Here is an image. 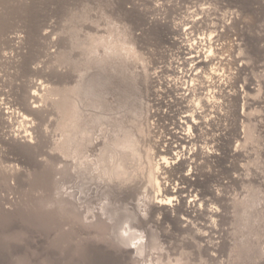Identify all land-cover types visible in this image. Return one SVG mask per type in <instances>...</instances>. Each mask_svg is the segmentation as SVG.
I'll list each match as a JSON object with an SVG mask.
<instances>
[{"label":"rangeland","instance_id":"obj_1","mask_svg":"<svg viewBox=\"0 0 264 264\" xmlns=\"http://www.w3.org/2000/svg\"><path fill=\"white\" fill-rule=\"evenodd\" d=\"M58 1L61 2L54 12H57L59 40L53 49L58 54L54 57L56 60L52 58L48 62L51 65L49 71L52 70L48 78L60 89L69 86L80 88L82 84L81 88L85 87L86 91L96 87L98 96L92 99L80 90L82 134L77 138L76 147L74 144L56 151L60 156L53 167L56 166L58 172L52 175L37 171L32 164L28 168L19 165L21 168L17 176L10 177L5 173L0 181V211L3 208H12V211L18 208L17 214L9 212L1 216L0 213V264H264V0ZM40 20L39 17L38 22ZM63 32L65 35L61 34ZM209 39H212L211 42ZM200 40H204L201 45ZM110 43L118 52L114 50L111 54L113 62L102 68L96 61L105 52L104 45ZM194 44H197L196 48H193ZM91 46L93 49L89 48ZM199 51L201 55L207 51L212 58L203 64L199 77L190 80L187 70L191 57L192 61L203 62ZM119 52L123 53V59ZM197 55L199 57L195 58ZM121 64H127L129 69L125 70ZM62 69L65 75L60 78L54 71ZM118 73L119 78L116 76ZM132 80L135 83H131ZM187 82L193 83L191 92H184ZM197 102L202 103V109L196 106ZM140 103L143 118L137 112ZM183 115H193L204 126L192 133V142L190 140L189 144L182 145L184 149L191 147L189 155L179 148L182 129L176 120ZM56 116H52L53 124L49 125L51 142L55 136V141H60L63 134L54 123ZM128 131H133V138L139 147V155L135 157L130 150L113 148L111 144L116 138L122 139ZM158 141L167 146L166 149ZM153 143L158 147L153 145V161L161 162L165 156L170 164L168 169H162L163 172L158 169L156 187L147 183L146 171L145 152ZM172 145H177V149H172ZM169 148L171 151L165 154ZM183 151L185 156H182ZM179 154L181 159L191 155L196 164L184 162L185 159L177 160L175 156ZM187 172L195 175L190 181L182 178V174ZM170 186L186 192L181 193L183 196L169 195ZM156 192L160 193V197ZM190 194L200 200L197 203H203L198 213L186 209L185 202L193 200L191 197L188 199ZM155 197L164 202L171 198L174 206L176 201H180L176 203L175 210L183 206L185 209L179 207L178 210L186 211L182 214L174 210L169 217H159V213L151 209ZM54 198L65 201L70 207L67 209L72 212L66 216L61 209L57 216L50 210H37ZM158 217L161 218L159 224H155ZM11 218L17 221L9 222ZM179 220L187 222L181 226L177 223ZM136 234L140 239L131 240ZM114 251L122 254L115 255Z\"/></svg>","mask_w":264,"mask_h":264},{"label":"bare ground","instance_id":"obj_2","mask_svg":"<svg viewBox=\"0 0 264 264\" xmlns=\"http://www.w3.org/2000/svg\"><path fill=\"white\" fill-rule=\"evenodd\" d=\"M68 1V0H67ZM227 1V0H226ZM61 2V1H60ZM58 0H0V181L2 180L3 176L6 174H9L10 177L15 176L18 172H20V168L19 165L22 166H30L31 164L34 166V168L38 169L37 171L39 172H44V173H51L52 175L56 172H58L57 167L55 166V168L53 167V164L59 160V156L57 154V150H61V148H67V147H72L78 142L77 138L80 134H82V118H81V113H80V103H79V93L80 90L82 91V93H85V95H89L92 99L96 98V96H98L96 94V87H94L93 89L91 88L90 90L86 91L84 88H81L82 86L79 88V86H75V87H71L70 88H63L60 89L57 85V87L55 86V82L52 83L51 80L48 78L50 76V66L48 65L50 63V60L54 57H57L56 54H58L56 52V50H53L57 44H58V22H57V15L54 12V10L56 11V6L58 3H60ZM74 2V1H72ZM94 2V1H93ZM98 2V1H97ZM177 2V1H176ZM205 2V1H204ZM84 3V2H83ZM87 3V2H86ZM107 3V2H106ZM62 4V3H61ZM66 4V3H64ZM222 4V3H221ZM67 5V4H66ZM72 4H70L71 6ZM226 5V4H225ZM60 6V4H59ZM64 5H62L63 7ZM68 6V7H70ZM78 6V5H76ZM81 6V5H80ZM83 6V5H82ZM97 6V5H96ZM61 7V6H60ZM59 7V9H60ZM66 7V6H64ZM74 7V6H73ZM72 7V8H73ZM78 8V7H77ZM58 9V10H59ZM66 9V8H65ZM79 9V8H78ZM106 9V8H105ZM201 9V8H200ZM206 9V8H205ZM208 9V8H207ZM57 10V11H58ZM80 10V9H79ZM60 11V10H59ZM67 11V10H66ZM71 11V9H70ZM77 11V10H76ZM75 11V12H76ZM202 11V9H201ZM205 12V11H204ZM203 12V13H204ZM73 13V12H72ZM88 13V12H87ZM94 13V11H93ZM66 14V13H65ZM71 14V13H70ZM86 14V13H85ZM205 14V13H204ZM63 15V14H62ZM112 15V14H111ZM210 15V14H209ZM73 16V15H72ZM80 16V15H79ZM77 15V17H79ZM41 18L40 22H38V18ZM62 17V16H61ZM65 17V16H64ZM63 17V18H64ZM91 17V16H90ZM93 17V16H92ZM59 19V18H58ZM86 19V18H85ZM61 20V19H60ZM71 20V19H70ZM75 20V19H74ZM105 20V19H104ZM62 21V20H61ZM64 21V20H63ZM68 22V20H66ZM90 21V20H89ZM228 21V20H227ZM71 22V21H70ZM82 22V21H81ZM84 22V21H83ZM111 22V21H110ZM195 22V21H194ZM60 23V22H59ZM92 23V22H91ZM199 23V22H198ZM196 23V24H198ZM66 24V23H65ZM72 23H69L68 25H70ZM78 24V23H77ZM90 24V23H89ZM113 24V23H112ZM60 25V24H59ZM79 25V24H78ZM100 25V24H99ZM127 25V24H126ZM130 25V24H129ZM65 26V25H64ZM199 27V26H198ZM241 27V26H240ZM88 29V28H87ZM190 30V29H189ZM261 30V29H260ZM69 31V30H68ZM77 31V30H76ZM89 32V31H88ZM69 33V32H67ZM72 33V32H70ZM61 34H64L61 33ZM103 34V33H102ZM65 35V34H64ZM76 35V34H75ZM71 36V35H70ZM74 36V35H73ZM81 36V35H80ZM104 36V35H102ZM92 37V36H91ZM91 37H89L88 34V38L91 39ZM62 38V37H60ZM64 38V37H63ZM68 38V37H67ZM71 38V37H70ZM79 38V37H78ZM94 38V37H93ZM100 38V37H99ZM98 39V38H97ZM101 39L103 40V38L101 37ZM100 39V40H101ZM75 40V39H74ZM89 40V39H88ZM105 40V39H104ZM212 39H209V41L211 42ZM73 41V40H72ZM79 41V39L77 40ZM204 40H200L199 45L203 44ZM65 42V41H64ZM81 42V41H79ZM78 42V43H79ZM97 42V41H96ZM103 42V41H102ZM101 42V43H102ZM197 42V44H198ZM239 42V41H238ZM76 43V42H75ZM87 43V42H86ZM85 43V45H86ZM107 43V42H105ZM109 43V42H108ZM124 43H129V42H124ZM243 43V42H242ZM88 44V43H87ZM99 44V43H97ZM196 44V45H197ZM211 44V43H209ZM75 45V44H74ZM81 45V43H80ZM91 45V44H88ZM101 45V44H100ZM124 45V44H123ZM127 45V44H125ZM195 45V44H194ZM195 45L196 48L197 46ZM205 45V44H204ZM203 45V46H204ZM105 46V52L103 53V55H101L102 57L100 58L99 55V59L96 62H99L102 65V68H104L103 66H106L107 64H111V62H113V58L111 56V54H113L115 48L114 46H112V43L110 44H106ZM189 46V45H188ZM192 46V44H191ZM209 46V45H208ZM80 47V46H79ZM88 47V46H87ZM122 47V45H121ZM202 47V46H201ZM205 47V46H204ZM211 47V46H210ZM91 49V47H89ZM102 48V47H101ZM123 48V47H122ZM125 48V47H124ZM200 48V47H199ZM69 49V48H68ZM67 49V50H68ZM104 49V48H103ZM102 49V50H103ZM121 49V48H120ZM127 49V48H125ZM64 50V49H63ZM66 50V51H67ZM82 50V49H81ZM97 50V49H96ZM95 50V51H96ZM101 50V49H100ZM123 50V49H121ZM128 50V49H127ZM196 50V49H195ZM198 50V49H197ZM202 50V49H201ZM104 51V50H103ZM116 51V50H115ZM162 51V50H161ZM192 51V50H191ZM194 51V49H193ZM7 52H9V56H7ZM69 52V51H68ZM74 52V51H73ZM76 52V51H75ZM118 52V51H116ZM115 52V53H116ZM125 52V51H123ZM197 52V51H196ZM195 52V53H196ZM203 52V51H202ZM87 53H90L89 51H87ZM93 53V52H92ZM95 53V52H94ZM100 53V52H99ZM120 55L122 56L123 59V53L119 52ZM127 53V52H126ZM124 53V55L126 56L127 54ZM190 53V52H189ZM188 53V54H189ZM193 53V52H192ZM198 53V52H197ZM201 52L199 51V54ZM210 53H212V51L210 50ZM210 53H208L207 51H205L202 55L200 54V57H202L201 61L203 62H196L192 61V57H191V63L190 65H188V73L190 75H188L190 77V80H196V77H199V73H200V69L203 66V64H205L207 62V60L210 57ZM86 54V53H84ZM87 55V54H86ZM90 55V54H89ZM92 55V54H91ZM146 55V54H145ZM65 56V55H62ZM72 56V55H71ZM94 56V55H93ZM119 56V55H118ZM76 57V56H75ZM87 57V56H86ZM91 57V56H90ZM95 57V56H94ZM98 57V55H97ZM155 57V56H154ZM199 57L198 55L195 57L197 58ZM59 58V56H58ZM55 59V58H54ZM57 59V58H56ZM55 59V60H56ZM60 59V58H59ZM76 59V58H75ZM87 59V58H86ZM92 59V58H91ZM116 59V57H115ZM114 59V61H115ZM63 60V59H62ZM70 60V59H69ZM68 60V61H69ZM95 60V59H94ZM120 60V58H119ZM187 60V59H186ZM186 60H184L186 62ZM210 60V59H209ZM58 61V60H57ZM89 61V60H87ZM128 61V60H127ZM144 61V60H143ZM49 62V63H48ZM54 62V61H52ZM70 62V61H69ZM76 62V60H75ZM86 62V61H85ZM93 62V61H91ZM94 62V63H96ZM116 62L118 63L117 59ZM123 62H125L123 60ZM60 63V62H59ZM80 63V62H79ZM127 63V62H126ZM187 63V62H186ZM54 64V63H53ZM57 64V63H55ZM67 64V63H66ZM87 64V62H86ZM91 64V63H90ZM128 64V63H127ZM127 64H121L122 66H124V69H129L126 67ZM189 64V62H188ZM192 64V65H191ZM222 64V63H221ZM240 64V63H239ZM48 65V66H47ZM61 65V64H60ZM81 65V64H80ZM85 65V64H84ZM99 65V67L101 66ZM113 65V64H112ZM118 65V64H116ZM120 65V64H119ZM130 65V64H128ZM59 66V65H58ZM62 66V65H61ZM66 66V65H65ZM77 66V65H76ZM86 66V65H85ZM98 66V65H97ZM114 66V65H113ZM131 66V65H130ZM129 66V67H130ZM89 67V66H88ZM92 67V66H91ZM95 67V65H94ZM110 67H112L110 65ZM118 67V66H117ZM238 67V66H237ZM53 68V67H52ZM63 68V67H62ZM97 68V67H96ZM115 68V67H114ZM113 68V69H114ZM132 68V67H131ZM69 69V68H68ZM78 69V68H77ZM88 69V68H86ZM91 69V68H89ZM88 69V70H89ZM93 69V68H92ZM101 69V68H100ZM108 69V68H107ZM116 69V68H115ZM122 69V70H124ZM125 69V70H126ZM133 69V68H132ZM54 70V68H53ZM59 70V67H58ZM61 70V69H60ZM94 70V69H93ZM118 70V68H117ZM115 72H118V71ZM131 70V69H130ZM48 71V72H47ZM74 71V70H73ZM91 71V70H90ZM99 71V70H98ZM112 71V69H111ZM120 71V70H119ZM55 73H57L58 76H60V78H63L65 73L62 69V71H54ZM69 72V70H68ZM71 72V71H70ZM83 72V71H82ZM93 72V71H92ZM102 72V71H101ZM110 72V71H109ZM122 72V71H121ZM133 72V71H132ZM53 73V72H52ZM76 73V72H75ZM100 72H96V74H98ZM105 73V72H104ZM112 73V72H111ZM179 73V72H178ZM80 74V73H78ZM133 74V73H132ZM181 74V73H180ZM179 74V75H180ZM49 75V76H48ZM53 75V74H52ZM67 75V74H66ZM101 75V74H100ZM104 75V74H103ZM102 75V76H103ZM109 74H106L105 76H108ZM119 73L116 75L118 76ZM135 75V74H134ZM143 75V74H142ZM55 76V75H54ZM73 76V75H72ZM96 76V75H95ZM93 76V79L94 77ZM104 76V77H105ZM110 76V75H109ZM114 76V75H113ZM115 76V77H116ZM123 75H121L120 78H122ZM129 76V75H128ZM181 76V75H180ZM70 77V76H69ZM76 77V75H75ZM99 77V76H98ZM101 77V76H100ZM112 77V76H110ZM127 77V76H126ZM52 78V77H51ZM57 78V76H56ZM65 78H67L65 76ZM84 78V77H83ZM82 78V81H84ZM86 78V77H85ZM108 78V77H107ZM119 78V76L117 77ZM88 79V78H87ZM103 79V78H102ZM105 79V78H104ZM103 79V80H104ZM112 79V78H111ZM111 79H108L111 81ZM116 80V78H114ZM126 79V78H125ZM124 79V82H125ZM134 79V78H133ZM54 80L55 77H54ZM64 81V79H62ZM61 80V82H62ZM106 79V81H108ZM120 80V79H119ZM123 80V79H122ZM53 81V80H52ZM58 81V79L56 80ZM66 81V80H65ZM80 81V80H78ZM81 81V82H82ZM93 81V80H92ZM98 81V80H97ZM109 81V82H110ZM118 81V80H117ZM183 81V80H182ZM60 82V81H59ZM58 82V84H60ZM87 82V81H86ZM89 82V81H88ZM105 82V81H104ZM123 82V81H122ZM121 82V83H122ZM129 81L126 82V84H128ZM131 83H135L132 81H130ZM80 83V82H78ZM77 83V84H78ZM92 83V82H91ZM99 83V82H98ZM81 84V83H80ZM79 84V85H80ZM101 84L102 81H101ZM108 84V83H107ZM113 84V81H112ZM111 84V85H112ZM120 84V81L119 83ZM125 84V83H123ZM140 84V83H139ZM187 86L185 88L184 92H188L191 90L192 84L187 82ZM68 85V84H67ZM98 85V84H97ZM117 85V84H116ZM130 87V84H128ZM141 85V84H140ZM170 85V84H169ZM62 86V85H61ZM94 86V85H93ZM99 86V85H98ZM97 86V87H98ZM109 86V85H108ZM113 86V85H112ZM152 86V85H151ZM63 87V86H62ZM127 87V88H128ZM165 87V86H164ZM87 88V87H86ZM104 88V87H103ZM115 88V86H114ZM120 88V87H119ZM124 88V87H123ZM135 88V87H134ZM116 89V88H115ZM126 89V87H125ZM141 89V88H140ZM103 90V89H102ZM107 90V89H106ZM113 90V89H111ZM129 90V88H128ZM145 90V89H144ZM99 91V90H98ZM120 91V90H119ZM131 91V90H130ZM134 91V90H133ZM141 91V90H140ZM143 91V90H142ZM141 91V92H142ZM101 92V89H100ZM139 92V91H138ZM191 92V91H190ZM81 93V94H82ZM98 93V92H97ZM121 93V92H120ZM135 93V92H134ZM137 93V92H136ZM146 93V92H145ZM154 93V92H153ZM119 94V93H118ZM126 94V93H125ZM131 94V93H129ZM184 94V93H183ZM204 94V93H203ZM134 94L132 93L131 96H133ZM143 95V94H142ZM83 96V94L81 95ZM148 96V95H147ZM146 96V97H147ZM102 97V96H101ZM107 97V95H106ZM128 97V96H127ZM126 97V99H127ZM149 97V96H148ZM188 97V96H187ZM79 98H81L79 96ZM89 98V97H88ZM109 98V97H108ZM111 98V97H110ZM120 98V97H119ZM131 98V97H129ZM133 98V97H132ZM138 98V97H137ZM106 99V98H105ZM149 99V98H148ZM91 100V99H89ZM111 100V99H110ZM128 100V99H127ZM136 100V99H133ZM103 101V100H102ZM104 102V101H103ZM113 102V101H112ZM131 102V101H130ZM134 102V101H133ZM207 102V101H206ZM116 103V102H115ZM125 103V102H124ZM136 103V102H135ZM198 103V102H197ZM196 103V104H197ZM120 104V103H119ZM128 104V103H127ZM126 104V106H127ZM145 103H143L144 105ZM134 105V104H133ZM148 105V104H147ZM202 103H198L196 106H198L200 109H202ZM113 106V104H112ZM123 106V105H122ZM121 106V107H122ZM128 106H130L128 104ZM145 106V105H144ZM83 107V106H82ZM86 107V106H85ZM101 107V106H100ZM147 107V106H145ZM111 108V107H110ZM128 108V107H127ZM126 108V109H127ZM136 108V107H135ZM190 108V107H189ZM196 108V107H195ZM82 109V108H81ZM107 109V108H106ZM198 109V108H196ZM84 110V109H83ZM87 110V109H85ZM95 110V109H94ZM93 110V111H94ZM97 110V109H96ZM119 110V109H118ZM121 110V109H120ZM149 110V109H148ZM187 110V109H186ZM189 110V109H188ZM191 110V109H190ZM193 110V109H192ZM213 110V109H212ZM210 110V111H212ZM229 110V109H228ZM101 111V110H100ZM100 111H98L100 113ZM125 111V110H124ZM194 111V110H193ZM200 111V110H199ZM90 112V111H89ZM134 112V111H133ZM139 116L142 117L143 116V106L140 105L138 106V111ZM151 112V110H150ZM198 112V111H196ZM201 112V111H200ZM87 113V112H86ZM94 113V112H93ZM191 113V112H190ZM194 113V112H193ZM212 113V112H211ZM217 113V112H216ZM56 116V121L54 120V123L59 127V129H61V134L62 136L60 137V141L58 140L57 142L56 140V136L54 137V141L51 142V135L49 136V128L51 129V124H53L52 122V118L54 119V117L52 116ZM85 114V113H84ZM92 114V113H91ZM104 114V113H103ZM106 114V113H105ZM133 114V113H132ZM185 114V113H184ZM192 114V113H191ZM196 114V113H195ZM199 115V114H198ZM83 116V115H82ZM99 116V115H98ZM114 116V115H113ZM126 116V115H125ZM134 116V115H133ZM86 117V115L84 116ZM106 117V115L104 116ZM112 117V116H111ZM130 117V116H129ZM203 117V116H202ZM90 118V117H89ZM136 118V117H135ZM143 118V117H142ZM149 118V117H148ZM96 119V118H95ZM94 119V120H95ZM133 119V118H132ZM139 118L137 117V120ZM84 120V118H83ZM86 120V119H85ZM97 120V119H96ZM103 120V119H102ZM117 120V119H116ZM125 120V119H124ZM136 120V119H135ZM206 120V119H205ZM204 120V121H205ZM89 121V120H88ZM109 121V120H108ZM128 121V120H127ZM203 121V122H204ZM86 122V121H85ZM96 122V121H95ZM113 122V121H112ZM122 122V120H121ZM124 122V121H123ZM139 122H142L139 120ZM149 122V121H148ZM234 122V121H233ZM111 123V122H110ZM90 124V123H89ZM138 125V123H136ZM150 124V123H149ZM176 124L181 127L182 129V135H180L181 137L179 138L180 140V147L182 148V150L184 149L182 147V145H187L189 144L190 140L192 139V137H194V134H192L193 132L197 131L198 129H203V123L199 122L193 117V115H183L181 117H179L176 120ZM50 125V126H49ZM55 125V126H56ZM87 125V124H85ZM133 125V122H132ZM142 125V124H141ZM145 125V124H144ZM147 125V123H146ZM145 125V126H146ZM205 125V124H204ZM90 126V125H88ZM98 126V125H97ZM143 126V125H142ZM141 126V129H142ZM53 127V125H52ZM85 127V126H84ZM103 127V126H102ZM115 127V126H114ZM126 127V126H125ZM128 127V125H127ZM130 127V126H129ZM151 127V126H150ZM105 128V126H104ZM116 128V127H115ZM138 128V127H137ZM53 129V128H52ZM56 129V127H55ZM54 129V130H55ZM86 129V128H85ZM100 129V128H99ZM114 129V128H113ZM124 129V128H123ZM180 129V128H179ZM53 130V131H54ZM90 130V129H89ZM109 130V129H108ZM112 130V129H111ZM126 130V129H125ZM58 131V130H57ZM60 131V130H59ZM110 131V130H109ZM178 131V130H177ZM183 131L185 134H183ZM87 132V131H86ZM104 132V131H103ZM146 132V131H145ZM179 131V133H181ZM52 133V132H51ZM97 133V132H96ZM95 133V134H96ZM107 133V132H106ZM136 133V132H135ZM134 133V137L136 134ZM84 134V133H83ZM118 134V133H117ZM138 134V133H137ZM175 134V133H174ZM56 135V134H55ZM86 135V134H84ZM89 135V134H88ZM113 135V134H112ZM120 135V133H119ZM146 135V134H145ZM93 136V135H92ZM107 136V135H106ZM143 136V135H142ZM88 137V136H87ZM119 137V136H118ZM141 137V136H139ZM153 137V136H152ZM158 137H161L160 135ZM157 137V138H158ZM170 137V136H169ZM82 138V137H81ZM100 138V137H99ZM145 138V137H144ZM156 138V139H157ZM166 138V136H165ZM53 139V137H52ZM141 139V138H140ZM161 139V138H160ZM97 140V139H96ZM176 140V139H175ZM104 141V140H103ZM148 141V140H147ZM155 141V140H154ZM161 141V140H160ZM166 141V140H165ZM177 141V140H176ZM105 142V141H104ZM162 142V141H161ZM158 141V143L161 144L162 143ZM192 142V140H191ZM81 143V142H80ZM108 143V142H107ZM111 143V142H110ZM157 143V142H156ZM157 143V146H158ZM167 143V142H166ZM86 144V143H85ZM89 144V143H87ZM113 148H121V149H128L130 150V154L132 155V157H135L136 155H139L138 153V146L136 144V141L133 138V131H128L127 133L124 134L122 139H115L113 143H111ZM139 144V143H138ZM177 144V145H178ZM84 145V144H83ZM103 145V144H102ZM110 145V144H109ZM150 145V144H149ZM157 147L154 143L150 146H148V148L144 149L146 150L145 155H146V160H147V165L146 168H148L147 171V183H150L153 186H157L158 184V177H157V173H158V169L159 171L162 169L166 170L169 167V159L167 157H162L161 158V162L158 161L154 162V154H155V148L154 146ZM165 145V144H164ZM177 145L173 146L172 149H177ZM93 146V145H92ZM91 146V147H92ZM143 146V145H142ZM144 147V146H143ZM147 147V145H146ZM163 148L165 146H162ZM167 147V146H166ZM166 147L164 149H166ZM169 147V146H168ZM186 147V146H185ZM158 148V147H157ZM191 148V147H189ZM188 148V149H189ZM74 149V148H73ZM76 149V148H75ZM97 149V148H96ZM111 149V148H110ZM141 149V147H140ZM188 149H184L188 153L187 155H189L190 153L188 152ZM78 150V148H77ZM107 150V149H106ZM114 150V149H113ZM127 150V151H128ZM158 150V149H157ZM156 150V151H157ZM160 150V149H159ZM158 150V151H159ZM181 150V152H182ZM75 151V150H74ZM98 151V150H97ZM115 151V150H114ZM121 151V150H120ZM140 151V150H139ZM163 151V150H160ZM168 151H171L170 148L169 150L165 151V154L168 153ZM178 151V150H176ZM191 151V150H189ZM81 152V150H80ZM124 152V151H121ZM61 153V152H60ZM82 153V152H81ZM90 153V152H89ZM144 153V152H143ZM163 153V152H162ZM180 153V151L178 152ZM177 153V154H178ZM194 153V152H193ZM108 154V153H107ZM114 154V153H113ZM124 154V153H123ZM182 156L184 155V151L182 153ZM69 155V154H68ZM84 155V154H83ZM88 155V154H87ZM111 155V154H110ZM115 155V154H114ZM120 155V154H119ZM142 155V154H141ZM144 155V154H143ZM160 155V154H159ZM65 156V155H64ZM70 156V155H69ZM81 156V155H80ZM79 156V157H80ZM98 156V155H97ZM96 156V157H97ZM158 156V155H157ZM162 156V155H161ZM182 157L180 154L177 155V157L175 156V158H177V160H184V162L187 163H195L196 160L192 159V156H186L185 158L183 157L182 159L180 157ZM109 157V156H108ZM116 157L118 158V156L116 155ZM140 157V156H139ZM156 157V156H155ZM67 158V157H65ZM69 158V157H68ZM74 158V157H73ZM99 158V157H98ZM97 158V159H98ZM107 158V157H106ZM110 158V157H109ZM138 158V157H137ZM158 158V157H157ZM171 158V157H169ZM198 158V157H197ZM63 159V157H62ZM89 159V158H88ZM111 159V158H110ZM145 159V158H144ZM68 160V159H67ZM70 160V159H69ZM123 160V159H122ZM131 160V159H130ZM154 160V161H153ZM218 160V159H217ZM66 161V160H65ZM75 161V160H74ZM114 161V160H113ZM139 161V160H138ZM174 161V160H173ZM172 161V162H173ZM176 161V160H175ZM194 161V162H193ZM73 162V161H72ZM111 162V161H110ZM122 162V161H120ZM181 162V161H180ZM214 162V161H213ZM67 163V162H66ZM84 163V162H83ZM102 163V162H100ZM113 163V162H112ZM128 163V162H127ZM126 163V164H127ZM157 163V164H155ZM182 163V162H181ZM74 164V163H73ZM80 164V162H79ZM90 164V163H89ZM99 164V163H98ZM120 165V163H118ZM196 164V163H195ZM63 165V164H61ZM72 165V164H71ZM86 165V164H85ZM133 165V164H132ZM143 165V164H142ZM139 165V166H142ZM174 165V163H173ZM200 165V164H199ZM116 166V165H115ZM121 166V165H120ZM139 166L137 168H139ZM158 166V168H157ZM11 167V169H10ZM62 167V166H61ZM72 167V166H71ZM98 167V166H97ZM23 168V167H22ZM32 168V167H30ZM60 168V167H59ZM99 168V167H98ZM112 168V167H111ZM124 168V167H123ZM135 168V167H134ZM142 168V167H140ZM139 168V169H140ZM144 168V167H143ZM142 168V169H143ZM66 169V167H65ZM71 169V168H70ZM69 169V170H70ZM102 169V168H101ZM107 169V168H106ZM117 169V167H116ZM145 169V168H144ZM9 170V171H8ZM35 170V169H34ZM75 170V169H74ZM112 170V169H111ZM126 170V169H125ZM191 170V169H190ZM193 170V169H192ZM72 171V169H71ZM101 171V170H100ZM119 171V170H118ZM121 171V170H120ZM123 171V170H122ZM121 171V174H123ZM141 171V170H140ZM29 172V171H28ZM32 172V171H31ZM88 172V171H86ZM95 172V171H93ZM92 172V173H93ZM116 172V171H115ZM126 172V171H124ZM137 172V171H136ZM135 172V173H136ZM142 172V171H141ZM145 172V171H144ZM163 172V171H162ZM189 172V171H188ZM184 173L182 174V178L185 181H190L191 179H193L192 177L193 174L192 173ZM27 173V171H26ZM35 173V172H34ZM65 173V172H64ZM90 173V172H89ZM104 173V172H103ZM109 173V172H108ZM128 173V172H127ZM131 173V172H130ZM19 174V173H18ZM81 174V172H80ZM111 174V173H110ZM119 174V173H117ZM116 174V175H117ZM134 174V173H133ZM132 174V175H133ZM21 175V173H20ZM46 175V174H45ZM85 175V174H84ZM89 175V174H88ZM115 175V174H114ZM124 175V174H123ZM135 175V174H134ZM161 175V173H160ZM17 176V175H16ZM94 176V174H93ZM108 176V175H107ZM7 177V176H6ZM47 177V176H46ZM143 177V176H142ZM8 178V177H7ZM25 178V177H24ZM89 178V177H88ZM121 178V177H120ZM66 179V178H65ZM118 179V178H117ZM116 179V180H117ZM12 180V179H11ZM17 180V179H16ZM62 180V179H61ZM121 180V179H120ZM162 180V179H161ZM164 180V179H163ZM182 180V179H181ZM110 180H108L109 182ZM122 181V180H121ZM207 181V180H206ZM18 182V181H16ZM73 182V181H72ZM126 182V181H125ZM138 182V181H137ZM35 183V182H34ZM112 183V181H111ZM146 183V184H147ZM163 183V182H162ZM161 183V184H162ZM5 184V183H4ZM17 184V183H16ZM89 184V183H88ZM115 184V183H114ZM166 184V183H165ZM54 185V184H53ZM91 185V184H90ZM101 185V184H100ZM123 185V184H121ZM144 185V184H143ZM17 186V185H16ZM94 186V185H93ZM159 186V185H158ZM172 186V185H171ZM170 186V187H171ZM180 186V185H179ZM115 187V186H114ZM117 187V186H116ZM152 187V186H151ZM61 188V187H60ZM103 188V187H102ZM163 188V187H162ZM166 188V187H165ZM164 188V189H165ZM172 188V187H171ZM187 188V187H186ZM184 188V189H186ZM63 189V188H62ZM77 189V188H76ZM123 189V188H122ZM1 190V189H0ZM3 190V189H2ZM5 190V189H4ZM12 190V189H11ZM102 190V189H101ZM108 190V189H107ZM190 190V189H189ZM187 190V191H189ZM70 191V190H69ZM106 191V190H105ZM110 191V190H109ZM118 191V190H117ZM156 191V190H155ZM158 191V190H157ZM191 191V190H190ZM199 191V190H198ZM4 192V191H3ZM19 192V191H18ZM32 192V191H31ZM114 192V191H113ZM130 192V191H129ZM183 192H186V190H183L182 188L179 187H174L172 189H170V194L169 195H175V194H181ZM158 193V192H156ZM189 193V192H187ZM12 194V193H11ZM103 194V193H102ZM101 194V195H102ZM112 194V192H111ZM139 194V193H138ZM143 194V193H142ZM160 193H158L159 196ZM210 194V193H209ZM44 195V194H43ZM182 195V194H181ZM184 195V194H183ZM182 195V196H183ZM48 196V195H47ZM73 196V194H72ZM98 196V195H97ZM106 196V195H105ZM109 196V195H108ZM157 196V195H156ZM195 196V195H194ZM191 194L188 195V199L191 197L193 200H190L189 202H185L187 203L186 205V209L190 210L192 209L193 212H200L202 207H203V203H197L198 201H200L199 199L196 198V196L194 197ZM160 197V196H159ZM159 197H155L154 198V204L153 202L150 203L153 204L151 209L153 211H155L156 213H159V217L160 215H167V217H169L171 214L173 215V211L175 210V206L176 203L180 202V201H176L175 202V206L174 204H172V200L171 198L167 199V202H164L163 199H158ZM178 197V196H176ZM185 197V196H184ZM184 197L182 200H184ZM185 197V198H187ZM32 198V197H31ZM36 198V197H35ZM34 198V199H35ZM42 198V196H41ZM162 198V197H161ZM167 198V197H166ZM180 198V196H179ZM204 197H202L203 199ZM65 199V198H64ZM114 199V198H113ZM176 199V198H175ZM201 199V196H200ZM56 200V201H54ZM34 201V200H33ZM38 201V200H37ZM43 201V200H42ZM41 201V202H42ZM48 201V200H47ZM69 201V200H68ZM104 201V200H103ZM111 201V200H110ZM132 201V200H131ZM197 201V202H196ZM36 202V201H35ZM34 202V203H35ZM65 201H62L60 199H52L50 200V202L48 204H43L44 206H40L39 209L42 211L44 210H50V212H52L53 214H57L59 210H63L64 214H66V216L69 215V213L72 212V210L67 209V207L69 205L64 203ZM202 202V201H201ZM13 203V202H12ZM72 203V202H71ZM93 203V202H92ZM134 203V202H133ZM142 203V202H141ZM174 203V202H173ZM207 203V202H206ZM33 204V203H32ZM127 204V203H126ZM148 204V203H147ZM181 204V203H180ZM205 204V203H204ZM14 205V204H13ZM17 205V204H16ZM26 205V203H25ZM34 205V204H33ZM39 205V203H38ZM116 205V204H115ZM138 205V203H137ZM183 205H184V201H183ZM12 206V205H11ZM100 206V205H99ZM111 206V205H110ZM149 206V205H148ZM174 207V209H173ZM178 206V209H180ZM183 207V206H182ZM181 207V208H182ZM14 208V206H13ZM30 208H32L30 206ZM34 208V207H33ZM70 208V207H68ZM139 208V207H138ZM15 210L12 211V208H3L0 213L1 216H6L7 214L11 213H15L18 211V208L15 207ZM111 209V208H110ZM117 209V208H116ZM145 209V208H144ZM178 209H176L175 211H177ZM183 209H185L183 207ZM210 209V208H209ZM212 209V208H211ZM24 210V209H23ZM105 210V209H104ZM131 210V209H130ZM215 210V208H214ZM30 211V210H28ZM132 211V210H131ZM180 211V210H178ZM177 211V212H178ZM186 211V210H185ZM185 211H183L185 213ZM39 212V211H38ZM43 212V211H42ZM75 212V211H74ZM100 212V211H99ZM103 212V211H102ZM123 212V211H122ZM121 212V213H122ZM150 212V211H149ZM152 212V211H151ZM183 212L180 211V213L183 214ZM125 213V212H123ZM179 213V212H178ZM190 213V212H189ZM208 213V212H207ZM215 213V212H214ZM36 214V213H35ZM75 214V213H74ZM78 214V213H77ZM181 214V215H182ZM194 214V213H193ZM32 215V214H31ZM39 215V213H38ZM46 215V214H45ZM124 215V214H123ZM186 215V214H185ZM192 215V214H191ZM195 215V214H194ZM53 216V215H52ZM12 217V216H11ZM15 217V216H14ZM19 217V216H18ZM119 217V216H118ZM130 217V216H129ZM157 218V220L155 221V224H159V220L161 218ZM173 217V216H172ZM16 218V217H15ZM35 218V217H34ZM45 218V216H44ZM49 218V217H48ZM52 218V217H51ZM56 218V216H55ZM127 218V217H126ZM125 218V219H126ZM77 219V218H75ZM135 219V218H134ZM154 219V218H153ZM164 219V218H163ZM183 219V217H182ZM186 219V218H185ZM6 222H14L17 220L14 219H5ZM103 220V219H102ZM101 220V221H102ZM122 220V219H121ZM124 220V219H123ZM49 221V220H48ZM66 221V220H65ZM144 221V220H143ZM165 221V220H164ZM180 222H177L179 225H185V220H179ZM211 221V220H210ZM45 222V221H44ZM83 222V221H82ZM1 223V222H0ZM21 223V222H20ZM28 223V222H27ZM35 223V222H34ZM47 223V222H46ZM60 223V222H59ZM129 223V222H128ZM13 224V223H12ZM121 224V223H120ZM192 224V223H191ZM196 224V223H194ZM58 225V224H57ZM154 225V224H153ZM198 225V224H197ZM195 225V226H197ZM211 225V224H210ZM10 226V225H9ZM94 226V225H93ZM143 226V225H142ZM156 226V225H155ZM168 226V225H167ZM51 227V226H50ZM175 227V226H174ZM173 227V228H174ZM185 227V226H184ZM53 228V226H52ZM51 228V229H52ZM149 228V227H148ZM171 229V228H170ZM43 230V229H42ZM48 230V229H46ZM126 230V229H125ZM175 230V229H174ZM60 231V230H59ZM144 231V230H143ZM165 232H167V230H164ZM192 231V230H191ZM75 232V231H74ZM209 232V231H208ZM66 233V232H65ZM102 233V232H101ZM133 233V232H131ZM155 233V232H154ZM157 233V232H156ZM135 234V233H134ZM60 235V234H59ZM126 236V235H125ZM207 236V235H206ZM69 237V236H68ZM140 237V236H139ZM137 236V234L131 239H137L139 238ZM17 239V238H16ZM128 239V238H127ZM140 239V238H139ZM125 240V239H124ZM145 241V240H144ZM246 241V240H245ZM121 244V243H120ZM198 245V244H197ZM136 246V245H134ZM152 246V245H151ZM102 248V247H100ZM110 248V247H108ZM75 250V249H74ZM79 250V249H78ZM198 250V249H197ZM75 252V251H74ZM73 252V253H74ZM78 252V251H76ZM115 255H121L122 253L119 251H114ZM112 255V253H111ZM85 256V255H84ZM116 257V256H115ZM121 257V256H119ZM164 258V257H163ZM135 260V259H134ZM173 261V260H172Z\"/></svg>","mask_w":264,"mask_h":264}]
</instances>
